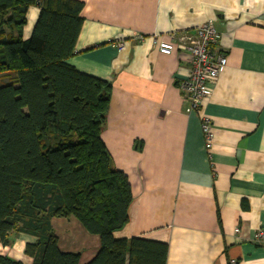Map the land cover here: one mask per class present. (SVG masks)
<instances>
[{"label": "crops", "instance_id": "0c3cea01", "mask_svg": "<svg viewBox=\"0 0 264 264\" xmlns=\"http://www.w3.org/2000/svg\"><path fill=\"white\" fill-rule=\"evenodd\" d=\"M81 1L84 21L68 63L113 85L102 139L133 194L129 221L114 237L166 242V264H264V244L253 241L264 228V0ZM38 14L29 9L24 39ZM209 20L228 64L201 111L188 113L181 85L190 56L162 54L154 37ZM203 115L214 134L210 159ZM52 225L60 249L79 252L80 264L98 253L100 237L77 219ZM33 241L14 235L11 245L0 243V256L33 264L25 253Z\"/></svg>", "mask_w": 264, "mask_h": 264}, {"label": "trees", "instance_id": "16d2710c", "mask_svg": "<svg viewBox=\"0 0 264 264\" xmlns=\"http://www.w3.org/2000/svg\"><path fill=\"white\" fill-rule=\"evenodd\" d=\"M39 7L31 36L27 14ZM81 0H0V243L35 237L33 264H80L64 252L55 218H75L101 247L86 264H166L168 244L115 238L133 201L127 175L114 167L102 132L113 85L78 71L74 55ZM0 264H20L0 256Z\"/></svg>", "mask_w": 264, "mask_h": 264}, {"label": "built area", "instance_id": "2783aa9c", "mask_svg": "<svg viewBox=\"0 0 264 264\" xmlns=\"http://www.w3.org/2000/svg\"><path fill=\"white\" fill-rule=\"evenodd\" d=\"M143 35H138V39H143ZM222 35L216 29L212 20L206 21L194 28L178 33H171L167 37L156 35L154 42L157 44L162 54L170 55L175 50L187 52L191 60V71L189 78L181 85L182 94L188 100L186 108L188 113L200 112L204 101L210 96V84L215 82L222 70L228 64V57L217 52L216 46ZM118 47L122 48L123 43L118 42ZM202 132L205 140V148L209 151L212 148L214 134L212 122L202 116ZM209 159L211 154H208ZM240 228H235V232H240ZM253 241L264 244V228L258 229L253 236Z\"/></svg>", "mask_w": 264, "mask_h": 264}]
</instances>
